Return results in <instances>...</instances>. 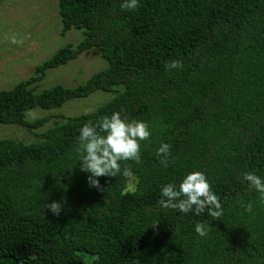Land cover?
Listing matches in <instances>:
<instances>
[{"label":"trees","instance_id":"16d2710c","mask_svg":"<svg viewBox=\"0 0 264 264\" xmlns=\"http://www.w3.org/2000/svg\"><path fill=\"white\" fill-rule=\"evenodd\" d=\"M120 4L57 0L61 36L76 29L83 39L0 91V125L28 131L48 120L27 122L35 107L116 94L35 143L0 139V264H264V204L240 178L246 170L264 177V0H140L133 11ZM91 48L106 69L75 88L36 93L47 70ZM171 60L183 67L166 71ZM114 111L145 121L152 134L139 164L121 162L133 177H100L98 190L76 162L78 131ZM162 142L171 145L167 168L155 156ZM190 171L203 172L220 197L219 220L159 206L160 185ZM53 201L59 216L44 209ZM208 221L205 237L194 233Z\"/></svg>","mask_w":264,"mask_h":264},{"label":"rangeland","instance_id":"374dc122","mask_svg":"<svg viewBox=\"0 0 264 264\" xmlns=\"http://www.w3.org/2000/svg\"><path fill=\"white\" fill-rule=\"evenodd\" d=\"M61 31L57 0H0V91L27 80L34 75L36 67L51 59L59 49L69 45L76 47L83 39L79 30L70 29L64 37ZM13 34L22 43H10L8 37ZM106 67L107 62L98 49L91 48L65 65L47 70L35 85L36 93L56 85L75 88ZM115 95V92L97 91L85 98L68 100L60 108L35 107L27 112L25 120L48 118L42 126L28 131L14 124L0 125V139L35 143L40 134L64 122V118L93 112Z\"/></svg>","mask_w":264,"mask_h":264},{"label":"clouds","instance_id":"9594fccd","mask_svg":"<svg viewBox=\"0 0 264 264\" xmlns=\"http://www.w3.org/2000/svg\"><path fill=\"white\" fill-rule=\"evenodd\" d=\"M139 2L140 0H121L120 7L122 10L133 11L138 7ZM8 39L13 44L22 43L15 34ZM182 67V62L179 60L165 62L166 71L178 70ZM151 134L148 123L143 120L122 118L121 113L117 111L82 124L77 136L76 162H79V170L87 174L88 186L103 190L100 177L114 178L117 175L124 178L133 177L132 169L122 167L121 162L132 161L139 164L141 142L148 141ZM170 149V144L162 142L155 151L157 160L164 168H167L170 163ZM240 178L250 191L258 194L259 202L264 204V177L257 175L254 171L246 170L241 173ZM159 197L158 204L161 208L183 215L191 213L200 217L206 213L212 220H219L224 213L220 197L214 193L208 177L201 171L187 172L178 182L160 185ZM242 207L245 212H252L251 203ZM61 208L62 204L56 201L44 206V209L54 216L60 215ZM209 228V221L198 222L193 231L203 238L208 234Z\"/></svg>","mask_w":264,"mask_h":264}]
</instances>
